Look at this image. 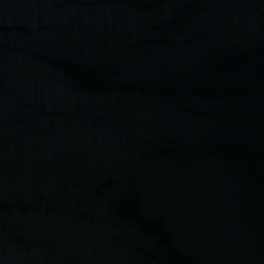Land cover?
<instances>
[{
    "label": "water",
    "instance_id": "obj_1",
    "mask_svg": "<svg viewBox=\"0 0 264 264\" xmlns=\"http://www.w3.org/2000/svg\"><path fill=\"white\" fill-rule=\"evenodd\" d=\"M0 264H264V0H0Z\"/></svg>",
    "mask_w": 264,
    "mask_h": 264
}]
</instances>
